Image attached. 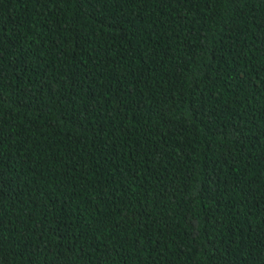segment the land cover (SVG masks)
<instances>
[{"label":"trees","instance_id":"obj_1","mask_svg":"<svg viewBox=\"0 0 264 264\" xmlns=\"http://www.w3.org/2000/svg\"><path fill=\"white\" fill-rule=\"evenodd\" d=\"M0 264H264V0H0Z\"/></svg>","mask_w":264,"mask_h":264}]
</instances>
